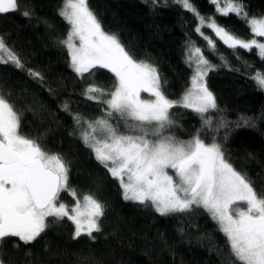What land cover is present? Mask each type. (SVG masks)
I'll use <instances>...</instances> for the list:
<instances>
[{"label":"trees","instance_id":"1","mask_svg":"<svg viewBox=\"0 0 264 264\" xmlns=\"http://www.w3.org/2000/svg\"><path fill=\"white\" fill-rule=\"evenodd\" d=\"M190 2L205 18L214 17L239 38H252L244 19L219 15L209 0ZM61 3L20 0L17 11L0 14V36L23 64L19 68L0 63V93L18 110L22 132L39 137L51 152L62 153L72 162L69 183L77 196L95 192L106 204L102 231L93 233L95 240L86 235L73 239L74 226L65 218L29 245L6 238L0 248L5 264H230L226 238L203 209L160 216L151 207L125 201L119 182L79 138L73 116L93 120L102 115V106L86 99L84 89L92 83L111 88L115 78L104 69H93L85 78L72 71L67 49L60 43L70 28L59 15ZM243 5L250 18L264 17V0H243ZM89 6L105 31L117 34L138 59L158 68L170 99L178 100L190 87L189 49L195 45L204 50L212 65L205 82L218 108L208 114L210 125L191 109H171L172 131L183 140L196 133L206 142L214 139L233 166L264 192V89L252 78L264 72V60L257 51L230 49L216 39L217 51L211 52L195 31L194 14L175 0H158L155 5L152 0H89ZM24 11L30 17L23 16ZM203 31L214 38L212 31Z\"/></svg>","mask_w":264,"mask_h":264},{"label":"snow or ice","instance_id":"2","mask_svg":"<svg viewBox=\"0 0 264 264\" xmlns=\"http://www.w3.org/2000/svg\"><path fill=\"white\" fill-rule=\"evenodd\" d=\"M175 3L194 14L198 21L195 31L211 52L216 53L218 39L230 49H256L264 60V42L257 39L264 38V18H250L243 0L210 3L221 16L234 14L244 19L256 37L248 40L221 26L214 17L205 18L190 0ZM19 5L20 0H0V14L17 11ZM22 15L30 17L31 13ZM59 15L70 26L60 43L67 48L77 76L85 78L93 69H107L115 78L111 88L92 83L84 89L86 99L102 106L100 117L84 120L77 114L73 119L85 147L119 182L122 198L151 207L160 216L203 209L226 238L230 264H264V192L256 189V181L247 173L233 166L214 139L206 142L196 133L183 140L172 131L175 120L171 109H191L210 125L208 114L218 108L205 82L212 65L204 50L195 45L189 49V66L195 63L191 88L173 100L164 90L166 81L158 68L138 59L117 34L105 31L89 0H62ZM203 28L211 29L214 38ZM8 62L23 68L21 59L0 36V63ZM252 78L264 89V72L258 71ZM64 108L70 111L67 104ZM220 123L227 127L226 122ZM71 163L64 154L51 152L39 137L22 132L18 110L0 93V248L10 237L29 245L51 224L65 218L75 225L73 239L86 235L95 240L93 233L102 231L101 218L107 206L95 192L83 195V204L79 199L73 207L63 202L61 193L77 197L69 183ZM0 264H5L2 253Z\"/></svg>","mask_w":264,"mask_h":264},{"label":"rangeland","instance_id":"3","mask_svg":"<svg viewBox=\"0 0 264 264\" xmlns=\"http://www.w3.org/2000/svg\"><path fill=\"white\" fill-rule=\"evenodd\" d=\"M209 2H210V0H209ZM221 4H223V0H221ZM215 7V6H214ZM215 9H216V7H215ZM219 14V13H218ZM261 18H264V17H261ZM249 25V24H248ZM197 26H198V21H197ZM250 28V27H249ZM204 29H208V28H203L202 29V31L204 30ZM208 30H210L211 31V29H208ZM204 32V31H203ZM198 34V33H197ZM214 34V33H213ZM252 34V33H251ZM199 35V34H198ZM252 38H256V37H253V34H252ZM257 39H259V40H261L262 41V39L263 38H257ZM67 49V48H66ZM256 50V49H255ZM257 51V50H256ZM68 52V51H67ZM69 55V54H68ZM69 59H70V63H71V58H70V56H69ZM72 69V68H71ZM104 70H106V71H108L107 69H104ZM72 71H73V69H72ZM74 72V71H73ZM192 77H193V75L195 74V63L193 62V64H192ZM75 73V72H74ZM76 74V73H75ZM191 80H192V78H191ZM191 88V83H190V87H189V89ZM141 96L142 97H144V98H151V97H149L148 96V94L147 93H141ZM92 101V100H91ZM83 197V196H82ZM82 197H76V198H73L71 195H69V194H67V193H61V198H62V200H63V202H65L69 207H73V206H75V203H76V199H79L80 200V202H81V204H83V199H82ZM68 199H70V202H68L67 200ZM67 219V218H66ZM71 222V221H70ZM72 223V222H71ZM73 226H74V230H75V225L73 224Z\"/></svg>","mask_w":264,"mask_h":264}]
</instances>
